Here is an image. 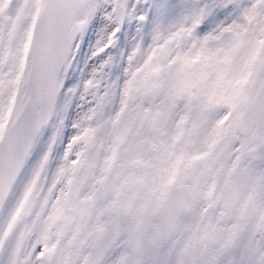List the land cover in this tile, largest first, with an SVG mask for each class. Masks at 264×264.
Wrapping results in <instances>:
<instances>
[{"label": "snow or ice", "instance_id": "6c2138e0", "mask_svg": "<svg viewBox=\"0 0 264 264\" xmlns=\"http://www.w3.org/2000/svg\"><path fill=\"white\" fill-rule=\"evenodd\" d=\"M0 264H264V0H0Z\"/></svg>", "mask_w": 264, "mask_h": 264}]
</instances>
